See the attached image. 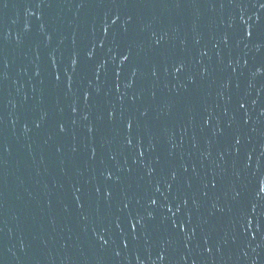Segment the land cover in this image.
I'll list each match as a JSON object with an SVG mask.
<instances>
[{
  "label": "water",
  "instance_id": "water-1",
  "mask_svg": "<svg viewBox=\"0 0 264 264\" xmlns=\"http://www.w3.org/2000/svg\"><path fill=\"white\" fill-rule=\"evenodd\" d=\"M0 264H264V0H0Z\"/></svg>",
  "mask_w": 264,
  "mask_h": 264
}]
</instances>
